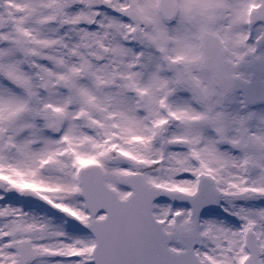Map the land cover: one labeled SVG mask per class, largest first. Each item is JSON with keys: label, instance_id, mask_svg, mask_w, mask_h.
<instances>
[{"label": "snow or ice", "instance_id": "obj_1", "mask_svg": "<svg viewBox=\"0 0 264 264\" xmlns=\"http://www.w3.org/2000/svg\"><path fill=\"white\" fill-rule=\"evenodd\" d=\"M0 264H264V0H0Z\"/></svg>", "mask_w": 264, "mask_h": 264}]
</instances>
